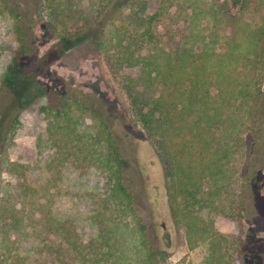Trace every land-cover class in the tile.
Segmentation results:
<instances>
[{
	"label": "trees",
	"instance_id": "16d2710c",
	"mask_svg": "<svg viewBox=\"0 0 264 264\" xmlns=\"http://www.w3.org/2000/svg\"><path fill=\"white\" fill-rule=\"evenodd\" d=\"M13 2L0 0V18L12 22L19 42L10 70L30 53L28 29L64 45L49 48V58L57 49L92 44L97 63H105L109 81L119 83L155 147L171 214L189 247L204 246L206 264L244 260L242 242L220 233L207 215L239 219L245 209L243 180L253 165L254 141L264 135V20L252 26L248 15L264 0H90L87 7L82 0H37L24 10ZM228 26L232 33L225 32ZM38 66L13 84L10 98L0 89V264H168L169 253L153 247L137 213L124 149L102 100L52 79L41 91L46 127L37 144L54 148L48 165L58 175L67 165L81 175L92 168L102 175L100 191L88 192L98 233L84 241L74 220L50 213L39 219L41 232L22 224L23 205L14 197L28 195L21 190L24 165L10 162L7 150L20 126L25 89L40 76ZM133 69L134 75L125 73ZM85 116L93 130L81 129ZM6 168L19 172L12 189L3 182ZM21 232L38 241L32 255L20 253Z\"/></svg>",
	"mask_w": 264,
	"mask_h": 264
},
{
	"label": "rangeland",
	"instance_id": "374dc122",
	"mask_svg": "<svg viewBox=\"0 0 264 264\" xmlns=\"http://www.w3.org/2000/svg\"><path fill=\"white\" fill-rule=\"evenodd\" d=\"M35 1L37 0H14L13 4L24 10L26 6L35 4ZM89 3L90 0H82L84 7ZM5 19L7 20L2 21L0 18L1 95L5 99L10 98L13 92L9 89L13 84L28 78L37 65L41 71L38 81H34L33 85L26 88L27 92L22 90L24 96L18 108L20 126L13 134L7 150L10 162L24 165L25 176L23 175L20 180L16 169L10 171L6 168L3 172L6 188L12 189L10 184L20 180L24 183L21 190L27 191L28 195L25 197H14L23 205L21 213L18 214L22 224L28 227L29 232H32L33 228L34 233L41 232L39 219L50 213L60 220H74L84 241L98 233L97 226L92 220L95 205L89 194L94 189H97L96 192L100 191L103 185L102 175L93 168L87 174L81 175L78 169L68 165L58 175L56 169L52 171L48 165L54 155V148L49 143L37 144L38 134L46 127V121L39 111L45 99L41 91L48 88L46 80L52 79L60 86H69L74 91L82 90L102 100L113 122L115 134L124 149L127 181L132 186L137 213L147 226V235L153 247L169 253L168 264H206L205 258L208 254L206 248L201 245L189 247L182 229L178 227L171 214L167 181L163 176L162 162L155 152L154 145L142 131L136 117L131 114L133 112L128 106V98L120 89L119 83L109 81L111 77L105 63L100 65L97 63L93 45L83 41L65 53L57 49L49 58L46 55L49 48H64V45L54 46L51 42L53 38L44 39L42 33L36 31V34L28 29L30 53L25 54L10 70L9 64L19 42L12 22L8 18ZM248 20H251L252 26L263 22L264 6L248 15ZM32 25L33 23L28 21L27 28ZM227 31L231 32V27H226L225 32ZM135 72L137 73V69L125 71L128 75H134ZM81 129L93 130V120L88 116L83 117ZM261 137H263L261 141L258 142L257 139V142L254 141L251 163L253 165L249 168V178L243 180L245 184L243 216L233 219L211 212L207 215L214 220L220 233L230 236L237 243L242 242L243 258L248 264H264V135ZM240 169H246L245 164H241ZM14 190L16 192L18 189ZM26 214L29 220H26ZM161 224H165L166 228ZM24 234L21 232L19 235L20 253L32 255L38 241ZM235 247L236 249L233 244L231 245L234 253L239 249V246ZM240 258H237L238 264H244V260Z\"/></svg>",
	"mask_w": 264,
	"mask_h": 264
}]
</instances>
